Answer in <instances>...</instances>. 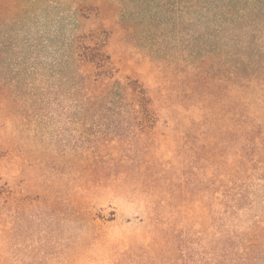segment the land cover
<instances>
[{"label":"rangeland","instance_id":"1","mask_svg":"<svg viewBox=\"0 0 264 264\" xmlns=\"http://www.w3.org/2000/svg\"><path fill=\"white\" fill-rule=\"evenodd\" d=\"M258 175L264 0H0V264H218Z\"/></svg>","mask_w":264,"mask_h":264},{"label":"trees","instance_id":"2","mask_svg":"<svg viewBox=\"0 0 264 264\" xmlns=\"http://www.w3.org/2000/svg\"><path fill=\"white\" fill-rule=\"evenodd\" d=\"M108 40L100 37L76 36L63 41L61 48L69 53L68 62L86 73L91 83L115 81V67L106 53ZM263 164V163H262ZM237 187L230 204L222 212L230 218L221 227L218 264H264V176L258 175L252 185ZM248 215L242 218L240 212Z\"/></svg>","mask_w":264,"mask_h":264}]
</instances>
